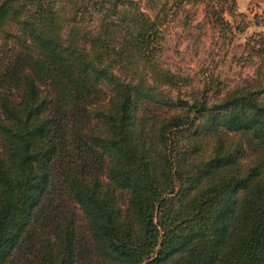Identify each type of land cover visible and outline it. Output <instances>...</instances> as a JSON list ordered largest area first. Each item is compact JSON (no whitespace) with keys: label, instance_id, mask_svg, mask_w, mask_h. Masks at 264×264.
Listing matches in <instances>:
<instances>
[{"label":"trees","instance_id":"trees-1","mask_svg":"<svg viewBox=\"0 0 264 264\" xmlns=\"http://www.w3.org/2000/svg\"><path fill=\"white\" fill-rule=\"evenodd\" d=\"M138 1L0 0V264H264V33L185 99ZM189 2L232 32L236 0Z\"/></svg>","mask_w":264,"mask_h":264},{"label":"rangeland","instance_id":"rangeland-1","mask_svg":"<svg viewBox=\"0 0 264 264\" xmlns=\"http://www.w3.org/2000/svg\"><path fill=\"white\" fill-rule=\"evenodd\" d=\"M233 17L223 14L232 32H221L205 17L203 3L189 0H161L162 48L159 66L183 79L180 95L194 99L206 94L217 99L226 89L244 85L255 76L261 60L251 58L249 39L264 33V0H236ZM140 9L151 17L161 8H152L149 0L138 1ZM159 7V6H158ZM214 83V84H213ZM217 86V88L215 87ZM174 96L177 89L166 88ZM246 146L244 135H239ZM247 147V155L259 153ZM264 154V152H262ZM104 180V179H103ZM80 230L84 220L78 208L69 202Z\"/></svg>","mask_w":264,"mask_h":264}]
</instances>
